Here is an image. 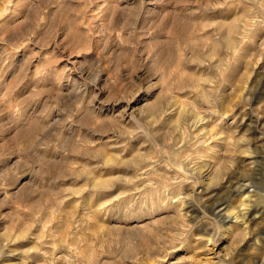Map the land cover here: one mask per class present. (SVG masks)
I'll return each mask as SVG.
<instances>
[{
	"label": "rangeland",
	"instance_id": "1",
	"mask_svg": "<svg viewBox=\"0 0 264 264\" xmlns=\"http://www.w3.org/2000/svg\"><path fill=\"white\" fill-rule=\"evenodd\" d=\"M256 193L264 0H0V264H264Z\"/></svg>",
	"mask_w": 264,
	"mask_h": 264
},
{
	"label": "bare ground",
	"instance_id": "2",
	"mask_svg": "<svg viewBox=\"0 0 264 264\" xmlns=\"http://www.w3.org/2000/svg\"><path fill=\"white\" fill-rule=\"evenodd\" d=\"M221 165H218V167H216V168L214 167L211 170L209 168V170H206V172H204V174H203V177L205 176V179H207V184L210 186V188L217 189V184H218L217 182L220 179L219 175H220V172L222 171V169L224 167V166H221ZM244 178L246 179V177H244ZM242 180H241V182H240V180L238 182L235 181L236 184H233L232 182H228V185H227L228 194H227V196L225 198H223V199L220 198V200H216L215 202H212L211 204H208V208L211 211V214H213V216L217 218V220L220 222V224H225L227 222H231V223H235V224L236 223L243 224V228H245V230L247 231L248 235H252V236L253 235H257L256 236L257 240L258 239L261 240L260 236H258V234L259 233L262 234L263 233V229L259 228L258 230L256 229L257 231H255V229H252L249 226V222L248 221L246 222L247 219L245 220L246 216L248 215V211L250 209V206L252 205V202H253L252 197H253V195L255 193L253 194L252 192H250L248 190V186L252 182L250 183L249 182L250 180L249 181L247 180V182L244 180L245 182H243ZM201 182H203V181H201ZM248 182L250 184H248ZM232 195H241V199H240L238 204H236V205L233 204V201L230 199ZM257 195H258V198H260V201L264 202V198H263V196H261V193L257 194ZM263 206L264 205H262V208H263ZM254 212L256 214H260V215L263 214V218H264V209L259 210V211H254ZM256 216L257 215H255L254 217H256ZM254 246H255L256 252L262 251V253H264L263 252L264 251V245L263 244L260 245L257 242H255ZM232 251H234V250H232ZM237 251H239V250H237ZM237 251H235V252H237ZM230 253H231V251H230ZM260 254H261V252H260ZM221 262L224 263V261H221ZM225 262H227V263H224V264H244L243 262H241V260H238V259L235 260V255L234 256L230 255L229 259L227 261H225Z\"/></svg>",
	"mask_w": 264,
	"mask_h": 264
}]
</instances>
